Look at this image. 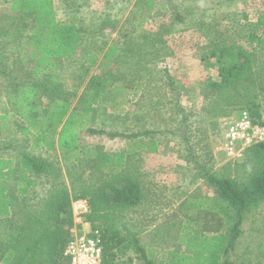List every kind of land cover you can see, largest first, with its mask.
Masks as SVG:
<instances>
[{
	"label": "trees",
	"instance_id": "16d2710c",
	"mask_svg": "<svg viewBox=\"0 0 264 264\" xmlns=\"http://www.w3.org/2000/svg\"><path fill=\"white\" fill-rule=\"evenodd\" d=\"M145 5L153 9L154 2L140 1L136 13ZM4 11L0 20L9 22L0 24V50L6 44L18 45L14 65L20 62L24 68H31L27 79L13 76V70H4L2 75L10 78L4 93L12 117L17 119L15 127L25 140L31 138L34 145L29 153L20 154L16 163L0 159V264H65L64 252L75 227L73 203L79 199L90 204L85 221L93 231H102L99 234L104 245L102 264H134L128 254L132 249L140 254L138 260L144 264H236L230 254L243 236V225L247 219L256 218L264 205V143L246 149L245 160L239 165L241 168L248 165V169H242L237 178L227 172L215 174L197 163L201 178L215 195L199 200L188 198L179 206V213L191 222L179 236L181 248L159 251L157 257L152 252L148 254L134 236L128 244L124 243L127 238L121 237L116 229L117 217L142 207L151 197L146 181L132 172L133 159L137 153L159 151L152 136L159 132L136 134L98 129L97 122L106 121L105 98L111 91L120 95L127 92L121 88L108 90L113 83L107 78L89 85L80 102L74 105L81 88L66 86L61 75L62 62L77 56L86 36L75 24V18L69 23L58 22L52 0H10ZM244 17L248 20V16ZM256 18L249 32L248 48L237 40L223 45L226 29L210 43L211 58L220 79L210 88L213 98L226 101L231 96L241 110L246 109L258 118L256 123L264 125V80L255 70L262 63L258 55L264 57V12L257 13ZM88 47L85 44L83 48ZM161 47L166 49L163 42ZM151 50L145 55L151 56L159 48L152 44ZM85 52L92 54L84 62L91 68L98 57L91 49ZM120 52L122 56L125 48L109 46L103 59L108 64L98 67L104 69L106 76L111 73L110 62ZM170 85L175 83L171 80ZM44 100L49 103L43 107ZM84 135L124 139L127 145L119 151L95 149L85 155L81 145ZM146 138L151 141L145 143ZM43 147L48 158L32 154L37 151L35 148ZM56 149L67 165L71 188L60 164L49 155ZM240 264H264V258L248 257Z\"/></svg>",
	"mask_w": 264,
	"mask_h": 264
},
{
	"label": "rangeland",
	"instance_id": "374dc122",
	"mask_svg": "<svg viewBox=\"0 0 264 264\" xmlns=\"http://www.w3.org/2000/svg\"><path fill=\"white\" fill-rule=\"evenodd\" d=\"M9 1L0 0V14L6 13L4 10L9 7ZM140 1L52 0L59 23L76 19L75 24L86 36L84 45L90 46L85 49L101 54L110 45L125 48L120 59L110 63L108 72L111 73L106 76L102 67L87 68L83 62L87 53L82 45L78 59L62 63L61 75L69 89L81 88L79 96L73 100L74 105L80 102L89 85L106 78L113 83L108 90L121 88L127 91L124 95L111 91L105 98L107 113L103 116L106 121L99 120L98 129L136 134L159 132L152 135L159 144V151L137 153L133 159L132 172L146 181L147 192L151 195L149 202L119 215L116 220L117 231L128 239L124 243L134 236L148 254L152 252L158 257L159 251L182 247L179 236L191 222L179 213V206L188 198L199 200L215 194L201 178L197 163L212 169L215 174L227 172L235 178L242 175V169H248V165L241 168L239 163L245 160L249 147L239 145L235 154L230 155L224 141L226 128L247 110H241L231 96L226 101L212 97L210 85L220 79L209 46L216 34L226 29L223 45L237 40L248 48L249 32L257 20L256 14L264 12V0H152L153 9L145 5L140 13H136ZM244 16H248V20ZM8 22L0 20V24ZM140 22L143 24L137 28ZM90 32L91 36L88 35ZM162 42L165 50L161 49ZM152 44L159 50L151 56L145 55L152 52ZM17 46H2L0 53L1 57L4 54V61L0 66L13 70V76L27 79L31 68H24L20 62L14 65L15 56L19 54ZM258 58L262 63L255 70L264 80V57L258 55ZM171 80L174 86L170 85ZM9 83L7 77L5 84ZM48 103L44 100L43 107ZM262 106L264 109V103ZM8 109L9 106L5 108ZM249 115L254 123L258 122L257 117L250 112ZM93 127L97 128L96 125ZM3 132L0 146L8 144L9 140ZM31 140L23 139L19 143V152L28 150ZM149 141L151 139H145V143ZM81 145L85 148L84 154L88 155L95 149L96 152L119 151L127 144L124 139L84 135ZM52 158L60 164L63 177L71 188L66 163L60 161L58 154H52ZM256 218L245 221L243 236L230 254L233 263L240 264L248 257L256 260L257 255L264 258V205ZM198 223L201 225V221ZM101 232L99 229L93 231L98 235ZM128 254L134 264H144L138 260L140 254L133 249Z\"/></svg>",
	"mask_w": 264,
	"mask_h": 264
},
{
	"label": "built area",
	"instance_id": "2783aa9c",
	"mask_svg": "<svg viewBox=\"0 0 264 264\" xmlns=\"http://www.w3.org/2000/svg\"><path fill=\"white\" fill-rule=\"evenodd\" d=\"M224 141L229 154L234 155L239 145L246 148L264 143V125L254 123L248 112H242L240 118L226 128ZM89 213L88 200L79 199L73 203L75 227L64 252L65 264L103 263V241L98 234L93 233L90 224L84 219Z\"/></svg>",
	"mask_w": 264,
	"mask_h": 264
},
{
	"label": "crops",
	"instance_id": "0c3cea01",
	"mask_svg": "<svg viewBox=\"0 0 264 264\" xmlns=\"http://www.w3.org/2000/svg\"><path fill=\"white\" fill-rule=\"evenodd\" d=\"M108 49L109 48L102 51L101 54L94 52V54L98 57V61L94 66L99 67L101 64L105 63V66H106V64H108L107 62H103L105 55L108 53ZM3 55L4 54H2V57H1V53H0V62L1 63L4 61ZM120 55H121V52L117 56H115V59H113L110 63L111 64L114 62L116 63L117 60H119ZM87 56L90 57V56H92V54L87 53L85 55V59L83 62L87 61ZM78 57H79V54H77V56H75L73 58L63 60L62 63H64V61H66V60L78 59ZM4 70H5V67L0 66V78H3V80H4V81L2 79H1L2 81L0 80V88H1L0 89L1 90V92H0V104L3 105V111L0 112V135L4 134V132H3V130H4L7 133V138H9V140H8V144L0 146V159L3 158V159L13 161L16 163V162H18L17 159H20V157H21L20 153L21 152L22 153H25V152L29 153L32 150L34 144L32 142L28 150H26V151L23 150V151L19 152V143L23 139H25V137L21 136L20 131H18V128L15 127V122L17 121V119L12 117L13 112H12V110L8 104V100H7L6 95L4 93V87H5V85H6L5 83L7 81V77L2 75V72ZM6 70H8V68H6ZM8 106H9V109L5 110V108ZM35 150H37V151L32 152V154L34 153L33 155H38V156L41 155L44 159L48 158V155L46 154L47 149L45 147H43L41 149L35 148ZM49 153H50L49 154L50 157L52 156V154H58L60 157V161L63 162V157L61 156L60 151L58 149H56V151H50ZM51 159H53V158H51Z\"/></svg>",
	"mask_w": 264,
	"mask_h": 264
}]
</instances>
